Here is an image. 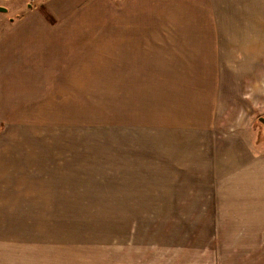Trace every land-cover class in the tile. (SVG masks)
<instances>
[{
    "label": "rangeland",
    "instance_id": "rangeland-1",
    "mask_svg": "<svg viewBox=\"0 0 264 264\" xmlns=\"http://www.w3.org/2000/svg\"><path fill=\"white\" fill-rule=\"evenodd\" d=\"M69 2L48 13L60 39L27 101L0 120V264H264V209L197 193L165 133L186 119L171 81L264 64L246 55L264 22L241 23L264 0H230L224 25L209 0Z\"/></svg>",
    "mask_w": 264,
    "mask_h": 264
},
{
    "label": "crops",
    "instance_id": "crops-1",
    "mask_svg": "<svg viewBox=\"0 0 264 264\" xmlns=\"http://www.w3.org/2000/svg\"><path fill=\"white\" fill-rule=\"evenodd\" d=\"M69 1L75 5L76 0ZM209 1L213 8L211 23L226 24L221 12L231 8L230 0ZM58 2L45 0L35 6L29 0H0V6L7 8L0 11V120L11 115L14 105L27 101L28 88L35 86L37 72L43 66V50L53 49L54 40L60 39L58 34L46 33L45 37L44 32L45 24H52L48 13L56 20L57 11L64 12L56 6ZM256 2L239 3L236 8L246 10ZM41 5L46 12L39 8ZM244 19L241 23L251 30L264 22V16ZM229 24L240 26L237 22ZM261 28L263 31L250 33V54L246 55L252 62L264 57V27ZM212 35L224 39L220 32ZM262 62L226 72L217 67L195 80H176L169 85L181 88L179 103L184 105L182 114L186 119L182 126L167 128L165 133H171L173 143L179 145V166L194 179L191 183L196 192L215 193L219 208L226 209L220 205V197L228 193V209L250 213L264 209V140H257L259 135L262 137L260 128L256 132L251 124V115L256 111L264 113ZM19 184L25 186L26 194L33 190L31 182Z\"/></svg>",
    "mask_w": 264,
    "mask_h": 264
},
{
    "label": "water",
    "instance_id": "water-1",
    "mask_svg": "<svg viewBox=\"0 0 264 264\" xmlns=\"http://www.w3.org/2000/svg\"><path fill=\"white\" fill-rule=\"evenodd\" d=\"M0 11H7V8L6 7H3V6H0ZM257 121L259 122V124H260V132H261V134H262V136H263V134H264V116H260L258 119H257ZM257 122V123H258Z\"/></svg>",
    "mask_w": 264,
    "mask_h": 264
}]
</instances>
